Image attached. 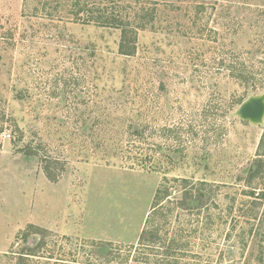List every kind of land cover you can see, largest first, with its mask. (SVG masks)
<instances>
[{
  "label": "rangeland",
  "instance_id": "1",
  "mask_svg": "<svg viewBox=\"0 0 264 264\" xmlns=\"http://www.w3.org/2000/svg\"><path fill=\"white\" fill-rule=\"evenodd\" d=\"M44 1L0 0V264H264V0H112L135 56Z\"/></svg>",
  "mask_w": 264,
  "mask_h": 264
},
{
  "label": "trees",
  "instance_id": "2",
  "mask_svg": "<svg viewBox=\"0 0 264 264\" xmlns=\"http://www.w3.org/2000/svg\"><path fill=\"white\" fill-rule=\"evenodd\" d=\"M49 1H52V3L56 6L54 8V12L59 9L62 10L65 17L67 16L66 18L73 23L121 29L122 39L119 52L124 56H135L138 31L147 29V27L152 23V21L145 20L143 18L145 17L144 15L143 17L140 16L141 18L134 23L135 26H130L131 22H128L121 16L122 10H118L112 0H45L44 6H47ZM164 193L167 192L159 191L156 195L153 207V214L155 215H157L158 209H160V201L167 195H164ZM161 194L164 196H161ZM147 224L149 227V221ZM148 227H146L147 230L144 229L142 232L140 246L156 248L161 242V238L157 236L159 229L157 226H154L148 230ZM32 253L33 252L28 255L35 257V253ZM169 257L172 256L169 255L168 258ZM139 259V256H137L135 258V263H140ZM150 261L149 257L146 256L141 262L142 264H152ZM157 262L160 263L158 260ZM161 263L172 264L167 260H161Z\"/></svg>",
  "mask_w": 264,
  "mask_h": 264
},
{
  "label": "water",
  "instance_id": "3",
  "mask_svg": "<svg viewBox=\"0 0 264 264\" xmlns=\"http://www.w3.org/2000/svg\"><path fill=\"white\" fill-rule=\"evenodd\" d=\"M240 120L259 127L264 125V92L250 95L234 112Z\"/></svg>",
  "mask_w": 264,
  "mask_h": 264
}]
</instances>
